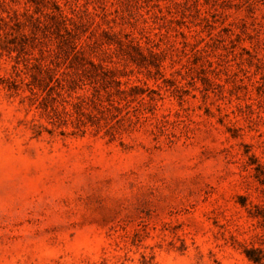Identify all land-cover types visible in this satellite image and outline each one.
Wrapping results in <instances>:
<instances>
[{
	"label": "rangeland",
	"instance_id": "1",
	"mask_svg": "<svg viewBox=\"0 0 264 264\" xmlns=\"http://www.w3.org/2000/svg\"><path fill=\"white\" fill-rule=\"evenodd\" d=\"M0 264H264V0H0Z\"/></svg>",
	"mask_w": 264,
	"mask_h": 264
}]
</instances>
